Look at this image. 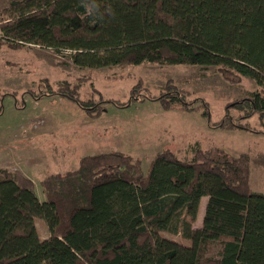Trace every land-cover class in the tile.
<instances>
[{
	"label": "trees",
	"instance_id": "obj_1",
	"mask_svg": "<svg viewBox=\"0 0 264 264\" xmlns=\"http://www.w3.org/2000/svg\"><path fill=\"white\" fill-rule=\"evenodd\" d=\"M3 12L0 47H69L79 68L194 64L214 66L230 83L250 77L258 88L225 110L264 125V0H13ZM140 88L138 80L126 102L83 100L79 83L68 81L54 94L94 116L103 102L140 101ZM190 94L166 81L153 99L165 110H191ZM213 126L249 129L228 113ZM187 150L185 158L157 152L146 172L121 152L84 155L75 169L43 177V200L20 170L0 169V264H264V194L249 188V157L198 141ZM37 217L49 230L44 238ZM214 243L217 254L208 255Z\"/></svg>",
	"mask_w": 264,
	"mask_h": 264
},
{
	"label": "rangeland",
	"instance_id": "obj_2",
	"mask_svg": "<svg viewBox=\"0 0 264 264\" xmlns=\"http://www.w3.org/2000/svg\"><path fill=\"white\" fill-rule=\"evenodd\" d=\"M11 1L0 0V24L7 20L3 9ZM73 53L69 47L55 50L32 43L0 47V169L20 170L33 181L39 200L45 197L40 184L43 177L75 169L84 155L121 152L139 159L146 172L157 152L169 150L185 158L190 156L187 147L195 141L202 148L220 147L232 156L246 154L249 188L264 194L263 122L256 116L242 118L235 108L225 110L227 103L258 88L253 79L243 76L238 83H230L212 65L144 62L79 68L72 61ZM138 80L141 88L134 98L140 101L125 107L103 102V111L94 116L54 94L68 81L79 83L83 100L126 102ZM44 81H49V88L43 87ZM166 81L191 93L187 98L195 100L191 110H165L153 99ZM203 100L211 123L202 114ZM226 113L237 123H247L249 129L213 126ZM206 200V196L199 199L196 227L201 224ZM35 225L40 238L49 234L42 218H35ZM172 237L189 243L180 234ZM217 251L214 243L208 255Z\"/></svg>",
	"mask_w": 264,
	"mask_h": 264
}]
</instances>
